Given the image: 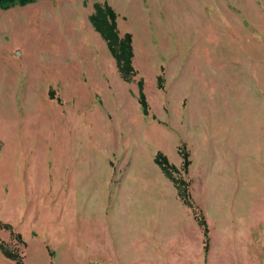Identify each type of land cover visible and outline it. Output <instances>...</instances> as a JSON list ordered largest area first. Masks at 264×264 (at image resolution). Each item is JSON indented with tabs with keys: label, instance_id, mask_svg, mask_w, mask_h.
<instances>
[{
	"label": "rangeland",
	"instance_id": "374dc122",
	"mask_svg": "<svg viewBox=\"0 0 264 264\" xmlns=\"http://www.w3.org/2000/svg\"><path fill=\"white\" fill-rule=\"evenodd\" d=\"M97 6L132 35L131 82ZM0 223L23 264H264V0L0 7Z\"/></svg>",
	"mask_w": 264,
	"mask_h": 264
},
{
	"label": "trees",
	"instance_id": "16d2710c",
	"mask_svg": "<svg viewBox=\"0 0 264 264\" xmlns=\"http://www.w3.org/2000/svg\"><path fill=\"white\" fill-rule=\"evenodd\" d=\"M36 1L37 0H0V7L2 9L8 10L17 6H26L35 3ZM100 8V6H97V9H99V11L92 17V22L96 29L107 41L109 49L117 61V66L119 68L121 76L125 81L131 82L132 78L136 75V71L132 62L134 57L132 35L127 33L123 37H121L120 32L117 28V14L115 13V11L109 6H106L103 9ZM108 17L111 18V24L108 21ZM159 81L161 82L162 78H160ZM138 86L140 92V102L143 106L144 113H148V104L144 95L143 80L139 81ZM156 162L163 168L166 175L174 182L184 204L193 208L195 219L204 232L205 250L207 252L210 241L208 223L204 215H201L195 211V206L188 192V185L186 181L184 179L175 177V174L178 173L179 170L171 165L168 159L163 154L159 153L157 155ZM190 165V156L188 153H185L182 170L185 173H188ZM0 226L4 229L12 231V227L10 225L0 223ZM17 238H19L18 240L22 241V238L19 235H17ZM0 248L7 257L16 260L18 264H23L22 257L18 253L16 254L12 251L6 250L2 243L0 244Z\"/></svg>",
	"mask_w": 264,
	"mask_h": 264
}]
</instances>
